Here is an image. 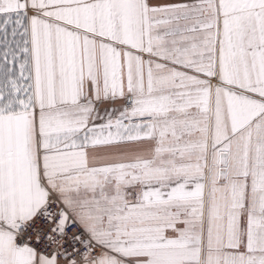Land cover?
Wrapping results in <instances>:
<instances>
[{
  "label": "snow or ice",
  "instance_id": "snow-or-ice-1",
  "mask_svg": "<svg viewBox=\"0 0 264 264\" xmlns=\"http://www.w3.org/2000/svg\"><path fill=\"white\" fill-rule=\"evenodd\" d=\"M0 264H264V0H0Z\"/></svg>",
  "mask_w": 264,
  "mask_h": 264
}]
</instances>
